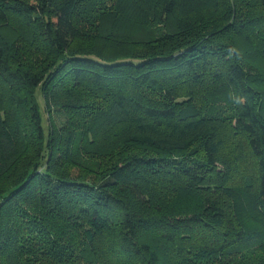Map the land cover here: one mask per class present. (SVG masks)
<instances>
[{
	"label": "trees",
	"instance_id": "1",
	"mask_svg": "<svg viewBox=\"0 0 264 264\" xmlns=\"http://www.w3.org/2000/svg\"><path fill=\"white\" fill-rule=\"evenodd\" d=\"M251 60L264 0H0V264H264Z\"/></svg>",
	"mask_w": 264,
	"mask_h": 264
},
{
	"label": "rangeland",
	"instance_id": "2",
	"mask_svg": "<svg viewBox=\"0 0 264 264\" xmlns=\"http://www.w3.org/2000/svg\"><path fill=\"white\" fill-rule=\"evenodd\" d=\"M6 36L9 37V32L8 30H3L2 31ZM11 37H9L10 39ZM137 38V37H135ZM109 50H107L106 52L108 53ZM110 53V52H109ZM246 67L249 69V70H252L253 74H257V73H261L264 71V65L257 61V60H251L248 62V64H246ZM264 88V87H263ZM54 121H56V124L59 125L60 123V119H57V118H54Z\"/></svg>",
	"mask_w": 264,
	"mask_h": 264
}]
</instances>
